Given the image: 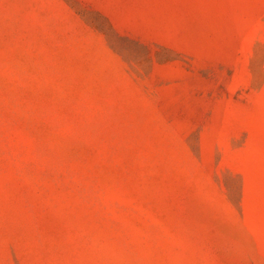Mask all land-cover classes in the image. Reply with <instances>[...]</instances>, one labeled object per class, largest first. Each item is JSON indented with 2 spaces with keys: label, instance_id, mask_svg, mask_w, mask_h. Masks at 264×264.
<instances>
[{
  "label": "rangeland",
  "instance_id": "374dc122",
  "mask_svg": "<svg viewBox=\"0 0 264 264\" xmlns=\"http://www.w3.org/2000/svg\"><path fill=\"white\" fill-rule=\"evenodd\" d=\"M0 264H264V0H0Z\"/></svg>",
  "mask_w": 264,
  "mask_h": 264
}]
</instances>
